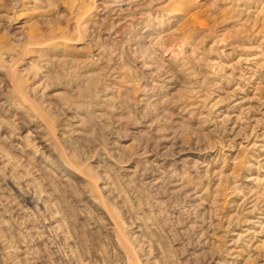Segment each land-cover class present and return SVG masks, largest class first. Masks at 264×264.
Instances as JSON below:
<instances>
[{"label": "rangeland", "instance_id": "1", "mask_svg": "<svg viewBox=\"0 0 264 264\" xmlns=\"http://www.w3.org/2000/svg\"><path fill=\"white\" fill-rule=\"evenodd\" d=\"M0 264H264V0H0Z\"/></svg>", "mask_w": 264, "mask_h": 264}]
</instances>
